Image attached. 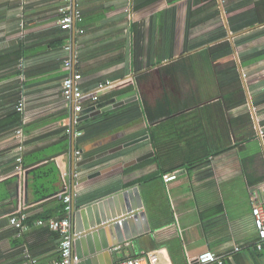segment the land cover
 Segmentation results:
<instances>
[{
  "label": "crops",
  "instance_id": "obj_1",
  "mask_svg": "<svg viewBox=\"0 0 264 264\" xmlns=\"http://www.w3.org/2000/svg\"><path fill=\"white\" fill-rule=\"evenodd\" d=\"M72 4L80 20L63 31V0H0V264L58 259L57 235L34 224L58 218L65 195L83 208L157 171L137 185L150 232L100 264H198L205 251L208 264H264L250 197L264 183V0ZM74 74L83 100L136 98L73 126L61 83ZM72 148L91 161L76 166ZM19 210L26 233L9 223Z\"/></svg>",
  "mask_w": 264,
  "mask_h": 264
},
{
  "label": "water",
  "instance_id": "obj_2",
  "mask_svg": "<svg viewBox=\"0 0 264 264\" xmlns=\"http://www.w3.org/2000/svg\"><path fill=\"white\" fill-rule=\"evenodd\" d=\"M135 98V91H132L125 95L114 97L103 104L84 108L80 113L76 114V123L115 109ZM87 100L90 102L91 97L82 100V103ZM72 125L74 126L73 123ZM116 150L119 149H115L111 153ZM73 154L74 148H72L71 155ZM73 160L74 156L72 157ZM90 161L91 159L82 161L76 166L84 165ZM74 169L75 165L73 164L72 173ZM98 174L89 176L88 179ZM85 180L86 178L80 182ZM138 188V186H134L79 209H76L74 198L72 199L69 204V224L72 251L78 260L77 264H100L103 258H108L109 255L112 257L116 256L117 248L123 242L150 232L149 222L143 209ZM107 233L111 234V239L107 240L105 237ZM110 251L111 253H109Z\"/></svg>",
  "mask_w": 264,
  "mask_h": 264
},
{
  "label": "built area",
  "instance_id": "obj_3",
  "mask_svg": "<svg viewBox=\"0 0 264 264\" xmlns=\"http://www.w3.org/2000/svg\"><path fill=\"white\" fill-rule=\"evenodd\" d=\"M64 6L61 8V17L59 21V27L63 31H68L75 20H80V15L77 10L74 9L72 0H63ZM68 46L66 47V50ZM69 64V62H67ZM78 75L74 74L72 77H66L63 79L61 85L63 88V99L64 103L71 110L70 122L75 124L77 120L76 114L80 113L84 108L82 104V100L84 95L80 91L77 80ZM113 84L110 82H106L104 84L99 85V89L102 90L104 87L112 86ZM91 101L93 104L91 106H96L97 97L96 95H90ZM18 111L23 112L24 106L20 103L17 107ZM15 138L18 140V146L15 150L14 161L16 163V172L21 175L24 173V169L22 166L23 162V152L25 149V137L21 130L16 131ZM74 162L78 163L82 161V155L79 151L74 152ZM74 169V177L79 178V171H75ZM251 216L254 221V225L257 231L258 242L256 243V247L258 249L261 248L262 243L264 242V183L258 185L255 189L251 191ZM64 203L67 204L65 210L69 213V203H70V195H65L63 198ZM26 220V214L19 210L15 212V214L10 216L9 223L14 226L18 230L19 233H26L29 230V226H27L24 221ZM37 227H47L50 231L55 232L59 235L58 239V259L48 264H77L78 260L73 255L72 251V242H71V231L69 224V217H65L63 219H49L46 221L39 220L35 224ZM235 251H239L235 249ZM217 260L216 256L210 252L205 251L196 259L198 264H208L213 263ZM120 264H148L146 261V257L144 255H140L138 257L127 258L123 260Z\"/></svg>",
  "mask_w": 264,
  "mask_h": 264
},
{
  "label": "trees",
  "instance_id": "obj_4",
  "mask_svg": "<svg viewBox=\"0 0 264 264\" xmlns=\"http://www.w3.org/2000/svg\"><path fill=\"white\" fill-rule=\"evenodd\" d=\"M223 49H224L223 55H228L231 53L229 46L223 45ZM165 174H166V171L165 172L164 171H157L155 173L148 174V175L143 176L139 179H136V180H133V181H130L128 183L123 184V190L132 188V187L137 186V185L149 184V183L154 182V181L158 180L159 178L163 177ZM84 186H85L84 184L75 186L76 192L80 191ZM62 201H63V199H62ZM66 207H67V204L64 203V201L62 203H58L56 211H57V214H59V217L55 218V219H63V218L68 216V212L65 210ZM43 221H46V220H43ZM24 223H25V221H24ZM43 228H46L47 230H49L47 227H43ZM53 233H55V232H53ZM55 234L57 235V237L59 239V235L57 233H55Z\"/></svg>",
  "mask_w": 264,
  "mask_h": 264
}]
</instances>
